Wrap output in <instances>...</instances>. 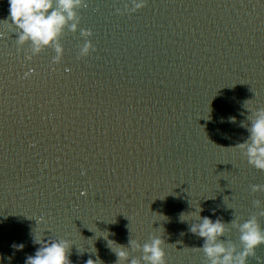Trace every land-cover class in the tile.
I'll return each mask as SVG.
<instances>
[{
  "label": "water",
  "instance_id": "1",
  "mask_svg": "<svg viewBox=\"0 0 264 264\" xmlns=\"http://www.w3.org/2000/svg\"><path fill=\"white\" fill-rule=\"evenodd\" d=\"M126 3L87 0L55 64L54 49L31 55L0 25V264H24L41 237L72 241V264H116L105 231L124 246L160 235L167 264H204L188 230L199 207L238 247L232 220L264 227L251 187L264 171L235 147L244 104L264 107V0ZM8 9L0 0V20ZM85 39L94 50L78 59ZM247 264H264V244Z\"/></svg>",
  "mask_w": 264,
  "mask_h": 264
},
{
  "label": "clouds",
  "instance_id": "2",
  "mask_svg": "<svg viewBox=\"0 0 264 264\" xmlns=\"http://www.w3.org/2000/svg\"><path fill=\"white\" fill-rule=\"evenodd\" d=\"M131 7L126 3L125 11L135 12L147 4V0H130ZM9 17L0 20V25L8 22L16 33V43L23 46L30 44L31 55H37L46 47H51L55 51L52 63H59L62 60L64 48L61 44V37L65 29L75 33L79 28L80 16L77 10L87 5V0H8ZM120 12V9H117ZM9 20L11 22H9ZM80 35L89 37L90 29H79ZM5 35L0 31V37ZM94 50L92 42L85 39L79 46L77 58H83ZM31 57L29 56V59ZM250 112L247 119L250 124L241 125L247 128L249 133L247 139L238 143L235 147L239 148L250 165L256 169L264 171V107L256 108L253 105L245 106ZM234 121L235 117H230ZM252 191H264V184H253ZM254 204L260 208L259 215L264 216V207L261 201L255 200ZM199 207L192 215L198 222H193L189 226V231L203 238V244L194 248L202 251L205 256L204 264H247L249 256H255V249L260 244H264V227H261L257 215H252L249 219L240 223L238 219L231 221V226L239 231V247L229 239H221L230 230L227 223L220 218L213 220L209 216H200ZM181 213L180 220L186 221ZM102 235L107 239L110 248L118 257L116 264H167L165 259V241L160 235H151L148 242L143 244L135 239L128 242V246L115 243L108 239L109 233ZM183 234V233H182ZM44 237V236H43ZM33 243L39 245L34 255H28L24 264H72L70 260V250L72 241L64 238H51L36 240ZM115 243L116 248L111 245ZM15 249H23V243H13ZM94 249V248H93ZM132 251L141 250L140 258L130 257ZM83 252V251H81ZM95 252V249H94ZM260 260V257H256ZM10 259V257H9ZM102 264L97 257L96 260L89 258L85 264Z\"/></svg>",
  "mask_w": 264,
  "mask_h": 264
},
{
  "label": "snow or ice",
  "instance_id": "3",
  "mask_svg": "<svg viewBox=\"0 0 264 264\" xmlns=\"http://www.w3.org/2000/svg\"><path fill=\"white\" fill-rule=\"evenodd\" d=\"M85 7H87V5Z\"/></svg>",
  "mask_w": 264,
  "mask_h": 264
}]
</instances>
